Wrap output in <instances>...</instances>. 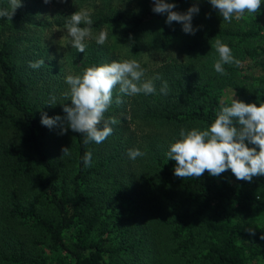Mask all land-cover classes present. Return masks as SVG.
Wrapping results in <instances>:
<instances>
[{
  "label": "trees",
  "instance_id": "16d2710c",
  "mask_svg": "<svg viewBox=\"0 0 264 264\" xmlns=\"http://www.w3.org/2000/svg\"><path fill=\"white\" fill-rule=\"evenodd\" d=\"M168 1L179 12L196 4ZM20 2L10 21L0 17V264H245L264 256V231L247 223L264 214V177L249 183L227 170L219 177L205 171L182 179L166 155L182 128L206 130L221 107L230 106L219 98L224 87L236 89L250 80L264 85V45L254 44L258 31L212 24L201 29L194 16L198 30L185 42L190 52L214 50L219 39L236 60H254V75L239 74L240 63L224 64L227 75L218 74L219 54L209 64L185 60L160 67L154 75L160 79L152 80L155 93L136 94L129 105L112 102L104 117L117 121L110 125L112 135L101 144H85L70 129L61 135L59 127L41 125V113L65 116L70 96L56 94L48 82L51 67H29L45 58V48L24 36L27 29L66 26L70 19L36 18L40 3ZM9 7V0H0V9ZM152 7L153 0H139L134 8L98 12L91 17L92 30L129 39L134 53L150 24L159 22L154 41L169 46L182 25H167V14ZM101 65L98 47L88 48L76 69L83 74ZM164 82L167 95L160 93ZM253 97L264 99V91ZM64 147L69 154L62 156ZM129 149L144 155L131 160ZM88 152L91 166L85 167Z\"/></svg>",
  "mask_w": 264,
  "mask_h": 264
},
{
  "label": "clouds",
  "instance_id": "9594fccd",
  "mask_svg": "<svg viewBox=\"0 0 264 264\" xmlns=\"http://www.w3.org/2000/svg\"><path fill=\"white\" fill-rule=\"evenodd\" d=\"M45 3L48 0H44ZM213 9L225 22L231 23L233 18L240 19L245 13H256L261 8V0H208ZM9 9H0V17L12 19L15 11L22 7L20 0H9ZM175 3L165 0H153L152 11L156 14H167L165 23L171 25L176 22L182 25L185 34L194 35L198 30L192 25V20L199 13V7L193 4L185 12L174 11ZM81 24L86 27H80ZM93 20L88 10L74 12L66 25L71 46L78 52L84 53L85 39L92 36ZM108 33L102 31L96 43L103 45ZM215 49L219 60L214 63L215 71L220 75H227L224 64L239 65L232 54V50L219 39L215 40ZM44 60L29 62V67L38 69ZM145 69L136 60L113 61L110 64L92 66L84 70L82 75H68L65 78L70 91L71 105L64 104L65 116L48 117L41 113V125L52 129L60 128V134H66L70 129L85 137L84 143H103L113 133L117 121L114 118L105 120V113L113 102V89L119 86L120 93L126 95L154 94L156 88L153 81L140 83ZM155 79H160L157 75ZM168 84L163 83L160 89L162 95H167ZM234 96V95H233ZM55 97H51L49 106L55 104ZM121 101L116 100L119 104ZM100 126V127H98ZM180 139L170 144L166 153L168 160H174L176 167L174 175L179 178H199L205 171L213 177H219L227 170H231L236 180L251 183L254 177H264V103L245 104L233 99L230 106L221 107L214 122L206 129L193 128L189 131L180 130ZM247 142V143H246ZM251 145V147L249 146ZM62 156L69 154V148L61 149ZM131 160L144 155L139 149H129L127 152ZM92 154L85 153L83 164L91 166ZM250 234H254L250 232Z\"/></svg>",
  "mask_w": 264,
  "mask_h": 264
},
{
  "label": "rangeland",
  "instance_id": "374dc122",
  "mask_svg": "<svg viewBox=\"0 0 264 264\" xmlns=\"http://www.w3.org/2000/svg\"><path fill=\"white\" fill-rule=\"evenodd\" d=\"M31 2L33 0H27ZM40 3L36 10L37 17L45 21H53L57 18L70 19V16L80 10H88L90 18L95 16L98 12H110L115 8L129 9L134 8L139 4V0H105L106 5L98 0H35ZM166 3H171L165 0ZM206 2V3H204ZM196 5L199 7V13L195 15L199 26L204 29L209 24L217 27H242L253 28L261 35L254 44L264 45V11L256 13H245L240 19L233 18L231 23L225 22L223 18L217 15V10L213 9L208 0H196ZM151 31L138 44L136 51L133 53L132 44L129 39L122 38L118 34H110L107 29L103 28L99 32L92 30L91 38L85 39L86 48L84 53H80L76 48L71 46L70 37L67 34L66 26L43 25L41 27L27 29L24 36L31 38L36 46L44 47L45 58L44 63L52 70L46 74V78L50 84L55 88V92L65 94L70 91V86L66 84L65 78L68 75H82L81 71L76 68L80 66L85 53L88 48L98 47V51L104 58V65L110 64L113 61L123 62L124 60H136L141 68L145 69L144 76L140 83L153 80L155 72L160 67L164 68L167 65L176 64L185 60L194 61L198 64H209L218 55L216 49L209 52L197 51L190 52L185 47L186 40H191L192 37L182 33L176 35L173 43L169 46H158L154 41V34L160 30L159 22H152ZM102 31L108 33L107 40L103 45L96 43L99 34ZM204 33V32H203ZM35 49V48H34ZM242 67L239 74H247L253 76L256 70L254 60L246 58L238 59ZM264 91V85L259 84L257 80L242 82L239 87L234 89L230 86L224 87L220 91V101L231 103L232 97L235 100L242 101L245 104H256L259 106L264 103V99H253L254 91ZM234 95V96H233ZM136 95H126L120 93L119 86L113 89V103L119 99L120 104L129 105ZM249 226L264 231V214L260 216H251L247 218ZM245 264H264V256H259L248 260Z\"/></svg>",
  "mask_w": 264,
  "mask_h": 264
}]
</instances>
